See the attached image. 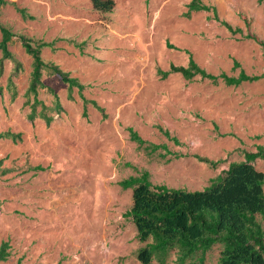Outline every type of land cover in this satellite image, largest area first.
<instances>
[{
  "label": "rangeland",
  "instance_id": "1",
  "mask_svg": "<svg viewBox=\"0 0 264 264\" xmlns=\"http://www.w3.org/2000/svg\"><path fill=\"white\" fill-rule=\"evenodd\" d=\"M3 1L0 23L15 33L9 48L22 66L13 75L16 62L6 59L0 72V133L20 132L22 139H0V245L9 241L11 252L0 264H143L137 252L148 242L126 214L133 191L120 181L147 170L153 184L203 190L264 146V78L229 86L160 73L187 66L190 55L213 74L237 76L235 60L248 74L264 73L260 44L231 32L213 12L186 16L191 0H114L110 12L91 0ZM203 1L245 33L249 22L264 39V0ZM20 35L55 41L43 59L85 85L83 96L75 88L70 97L67 83L44 72L38 97L51 106V87L63 106L49 111L50 125L28 118L33 59ZM128 127L167 149L149 154ZM200 157L220 162L212 167ZM255 166L264 172V159ZM222 248L216 244L205 264H218ZM176 258L174 251L167 264Z\"/></svg>",
  "mask_w": 264,
  "mask_h": 264
},
{
  "label": "trees",
  "instance_id": "2",
  "mask_svg": "<svg viewBox=\"0 0 264 264\" xmlns=\"http://www.w3.org/2000/svg\"><path fill=\"white\" fill-rule=\"evenodd\" d=\"M91 1L95 9L103 12H110L115 6L114 0ZM4 2L0 0V4ZM187 7L188 11L185 15L188 17L197 11L213 12L214 18L231 32L244 34L247 38L258 42L264 55V39L258 38L251 31L249 22L245 33L243 28H235L228 21L221 19L217 8L204 3L203 0H191ZM20 12L24 18H33L25 9H20ZM0 29L2 33L0 72L4 70V60L12 59L16 62L13 75L17 74L22 65L9 48L15 33L1 23ZM20 40L26 53L33 59L30 83L26 91L27 103L31 108L28 118L34 121L40 117L50 125L54 115L49 114V111L55 110L56 113H60L63 106L59 95L51 87H48V91L53 95L51 106L38 97L39 90L46 87L43 81L44 72L55 75L67 83L70 97L73 96L72 92L75 88H78L83 96L85 85L59 65L43 59L42 51L45 47L56 50L55 41L35 40L25 35H20ZM233 68H240L237 76L225 72L213 74L202 68L190 55L187 66L172 64L169 70H161L160 73L163 78L172 73H180L188 80L200 76L213 83L224 82L229 86H239L243 82H255L264 78V73L248 74L237 60L234 61ZM8 89L15 98L16 88L12 77L9 79ZM2 90L0 86V92ZM84 101L87 102L86 99ZM128 130L131 139L140 145H145L149 154L155 153L162 147L167 149L166 145L146 141L133 127H128ZM164 133L169 136L168 131ZM0 139L18 142L22 139V133L3 131L0 133ZM169 152L167 150V153ZM167 153L160 155L166 157ZM257 158L264 159V146H259L256 152L247 153L246 160L230 163L228 169L213 179L211 185L203 190L191 191L153 184L147 170L120 181L119 184L124 189L133 191V203L126 214L132 218L139 239L148 242L138 250V259L143 264H151L154 260L159 264H167L171 253L176 251L177 264H205L207 253L216 244H221L223 248L218 264H264V228L257 217L260 215L264 222V172L256 168ZM200 160L212 167L220 162L203 157H200ZM36 168L44 169L42 166ZM10 254L9 241H3L0 245V263L7 261ZM17 264H23L22 260L19 259Z\"/></svg>",
  "mask_w": 264,
  "mask_h": 264
}]
</instances>
